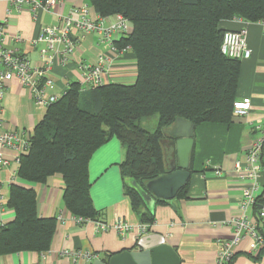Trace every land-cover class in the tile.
<instances>
[{"label": "trees", "instance_id": "1", "mask_svg": "<svg viewBox=\"0 0 264 264\" xmlns=\"http://www.w3.org/2000/svg\"><path fill=\"white\" fill-rule=\"evenodd\" d=\"M90 4L103 18L122 16L129 22L131 32L115 44L134 53L136 81L108 83L89 92L70 84L31 135L17 177L43 184L61 175L66 209L76 217L99 221L88 166L98 148L117 138L125 149L120 167L126 195L140 223L153 225L155 214L126 179L145 188L169 173L163 129L177 117L195 126L232 121L242 61L222 54L226 30L221 25L235 20L258 23L264 19V0H90ZM155 116L154 132L141 125ZM187 187L188 183L176 198L184 196ZM258 201L264 204V198ZM168 203L156 200V206ZM6 206L16 217L0 226V256L48 252L57 220L39 217L36 192L13 184Z\"/></svg>", "mask_w": 264, "mask_h": 264}, {"label": "crops", "instance_id": "2", "mask_svg": "<svg viewBox=\"0 0 264 264\" xmlns=\"http://www.w3.org/2000/svg\"><path fill=\"white\" fill-rule=\"evenodd\" d=\"M84 5L90 6L92 18L96 20L98 14L90 0H64L54 10L40 12L36 21L27 4L18 9L9 0H0V21L6 22L9 35L20 32L23 38L19 43L9 41L7 46L26 55L33 67H43L38 48L31 42L38 37L42 27L56 25L60 18L76 19L75 10ZM115 21L116 16L108 17L104 24L110 25ZM221 27L226 31H246L247 45L252 56L241 62L236 101L250 98L252 109L246 117H234L229 124L203 123L195 127L192 176L186 194L168 204L156 206L155 222L149 235L164 236L178 254L180 264H215L219 241L228 239L233 234L232 227L227 225L228 221L242 214V183L235 173V165L238 161L245 160L252 141L257 137L258 131L264 128V27L259 23L243 21H226ZM119 50L123 49L116 44L113 46L103 43L96 34L83 38L70 65L67 68L58 66L53 69L55 92L64 93L72 83L81 87L83 76L78 65L96 64L104 55L113 61L109 83H135L136 57L132 50ZM2 90L0 122L3 130L25 133L31 137L48 109L36 105L16 78L7 81ZM155 120V129L151 132L158 128V118ZM166 143L165 137V153ZM5 154L11 161L16 155L12 150H6ZM124 158L125 149L117 138H112L98 148L91 157L88 166L90 196L100 216L99 221L86 223H78L76 216L66 209L61 175L52 176L43 184H35L19 179L16 175L18 167L14 164L1 170L0 186L7 199L13 184L33 189L37 195L39 217L56 218L57 227L48 252L25 251L3 255L0 256V264H73L71 258L64 256L65 252H90L97 256L96 259L106 260L131 249L137 240V231L122 238L114 230L99 231L97 225L99 222L113 225L119 217L133 226L140 224L130 198L126 195L120 167ZM262 163L264 165V153ZM218 170L222 173L220 177L215 174ZM261 185L259 199L262 200L264 174ZM15 217L14 210L6 206L0 212V226L12 223ZM249 247V240L237 247L233 264H264V253L257 260L258 255H250ZM79 264L91 262L81 260Z\"/></svg>", "mask_w": 264, "mask_h": 264}, {"label": "built area", "instance_id": "3", "mask_svg": "<svg viewBox=\"0 0 264 264\" xmlns=\"http://www.w3.org/2000/svg\"><path fill=\"white\" fill-rule=\"evenodd\" d=\"M64 0H9V2L20 9L24 4L29 6L34 20L40 12H49L61 5ZM76 19L60 18L53 26H44L37 38L31 44L38 48L43 67L32 66L31 61L18 50L7 46L11 41L19 43L23 41L20 32L8 34L6 22L0 21V88L7 81L16 78L20 85L26 89L34 103L48 109L60 100L66 93L55 92L56 84L52 71L56 67L67 68L80 41L93 34L99 36L103 43L114 46L120 38L131 32L129 22L122 16H116V21L105 25L106 18L98 15L94 20L91 8L84 5L75 10ZM242 21V20H235ZM264 27V19L258 22ZM44 45V46H42ZM116 50V49H114ZM131 50L127 47L120 52ZM117 51V50H116ZM118 51V52H119ZM222 54L226 57L246 60L251 58L252 51L247 45L245 29L239 31H226L221 46ZM112 59L109 56H101L96 64L78 65L83 76L81 92H89L109 83ZM0 91V98L3 90ZM0 104V110H1ZM252 109L250 98H244L234 102L233 113L235 117L243 118ZM30 149V136L16 132L4 131L0 122V171L8 168L11 164L19 167L21 157ZM6 150L16 153L11 161L5 154ZM264 153V128L258 131L257 137L252 141L244 161H238L235 165V173L242 183V214L232 218L227 225L232 227L233 234L230 238L220 240L215 264H233L237 247L249 240V253L257 256L264 253V204L259 203V193L262 189L261 179L264 174L262 156ZM18 170V169H17ZM216 176L222 175L221 171H215ZM17 175V171H16ZM7 196L0 186V212L7 205ZM78 223L90 222V219L76 217ZM99 231L114 230L120 237L125 238L132 231H137V238L147 236L151 232L152 225L139 224L133 226L119 217L113 225L97 223ZM64 256L71 258L73 264H79L81 260L92 262L97 256L90 252H65Z\"/></svg>", "mask_w": 264, "mask_h": 264}, {"label": "water", "instance_id": "4", "mask_svg": "<svg viewBox=\"0 0 264 264\" xmlns=\"http://www.w3.org/2000/svg\"><path fill=\"white\" fill-rule=\"evenodd\" d=\"M195 127L192 122L177 117L172 125L163 129L168 142L165 153L168 174L148 182L145 188L134 179H126L153 214H155L156 200H174L192 176L191 157ZM91 264H180V258L164 236L151 234L137 238L131 249L106 260L96 259Z\"/></svg>", "mask_w": 264, "mask_h": 264}, {"label": "rangeland", "instance_id": "5", "mask_svg": "<svg viewBox=\"0 0 264 264\" xmlns=\"http://www.w3.org/2000/svg\"><path fill=\"white\" fill-rule=\"evenodd\" d=\"M157 117H152V118H149V119H145L142 121L141 125L149 130V131H153L155 129V123H156V119Z\"/></svg>", "mask_w": 264, "mask_h": 264}]
</instances>
